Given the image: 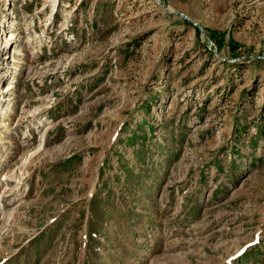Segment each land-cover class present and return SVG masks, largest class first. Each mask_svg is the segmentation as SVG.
<instances>
[{"label": "rangeland", "instance_id": "1", "mask_svg": "<svg viewBox=\"0 0 264 264\" xmlns=\"http://www.w3.org/2000/svg\"><path fill=\"white\" fill-rule=\"evenodd\" d=\"M0 264H264V0H0Z\"/></svg>", "mask_w": 264, "mask_h": 264}, {"label": "bare ground", "instance_id": "2", "mask_svg": "<svg viewBox=\"0 0 264 264\" xmlns=\"http://www.w3.org/2000/svg\"><path fill=\"white\" fill-rule=\"evenodd\" d=\"M29 164H31V162Z\"/></svg>", "mask_w": 264, "mask_h": 264}]
</instances>
